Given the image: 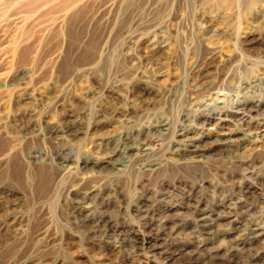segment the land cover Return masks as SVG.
<instances>
[{
	"label": "rangeland",
	"instance_id": "rangeland-1",
	"mask_svg": "<svg viewBox=\"0 0 264 264\" xmlns=\"http://www.w3.org/2000/svg\"><path fill=\"white\" fill-rule=\"evenodd\" d=\"M29 7L0 0V264H264V126L258 141L227 150L215 139L238 128L228 116L195 123L220 100L226 114L238 102L264 120V0H80L41 15ZM159 122L167 125L151 127L149 154L120 170L92 167L121 131ZM186 123L208 150L168 163L172 132ZM68 125L81 130L44 133ZM60 146L72 151L65 169ZM241 182L246 198L229 195ZM92 190L105 199L94 203ZM202 212L207 229L195 219ZM105 219L122 231L120 245L91 238Z\"/></svg>",
	"mask_w": 264,
	"mask_h": 264
},
{
	"label": "bare ground",
	"instance_id": "bare-ground-1",
	"mask_svg": "<svg viewBox=\"0 0 264 264\" xmlns=\"http://www.w3.org/2000/svg\"><path fill=\"white\" fill-rule=\"evenodd\" d=\"M10 1L15 2V3L18 2L19 4L26 3L27 5H30V7H31V8L29 7V9H31V10H29L30 13L35 14L38 12L41 15V14H44L46 11H48V9L50 7H53V9L55 11L69 10V9L73 8L75 6V4L77 2H79L80 0H10ZM115 86H118V85L111 84L110 86H106L104 90L107 92H113ZM207 105L208 104H206V106ZM230 107H231L230 108L231 110H229V112H232V113L226 114L228 107H225L224 101L220 100L218 103H214L213 106L204 108L205 111L202 112L203 116H202L201 120L198 121L199 119H197L195 121V123L198 124L200 122L199 124L204 125V124H207L210 121H212V119H215V120L216 119L217 120L218 119H224L226 116H228L229 120L233 121L234 124H236L238 128H236V130H234V134H232V135H230L229 133L228 134L222 133V134H219V135H222L221 138L215 139L216 143L223 145L224 148H226L227 150L232 149V148L233 149L235 148V150L243 148V145L245 144L243 141L251 142V137H253L254 135L255 136H254L253 140L258 141L259 138L257 136L259 135V133L261 131H263V129L261 130L262 126H260V124H262L264 126V120H262V122H261V120L256 118V115L254 116V113L258 110L257 109L258 107H255V106H249L248 107V106H245V104H238V102L237 103L233 102ZM98 111L99 110H97L96 112H98ZM183 119L185 120V118H183ZM183 119H182L181 123L184 122ZM96 120L98 121V118ZM192 122H193V119H191L190 122L188 121V123H192ZM188 123L184 124V126L183 125L180 126L179 128H177L176 130H174L172 132L171 139H172V142L174 144H176V146L173 149H170L169 151L174 153L175 157L167 158L168 163H180L182 161V159H185L187 161L194 163L197 161L198 157L203 155L205 150H208L207 147L206 148L204 147L205 148L204 150L200 149L198 146V143H197L198 137H195L193 135H189V134H191V131L193 129L192 126H194V124L188 125ZM165 125H167L166 122H159L158 124L140 126L138 128L129 127L124 132L121 131V133L117 135V138H116V141L114 142V144L113 145L111 144L112 146L107 145V147L105 148L104 155L102 154L101 156L97 157L98 159L99 158H101V159H99V160L95 159L93 161L92 167H98L101 165V163H106V164L119 163L118 164L119 167H117L116 170H120L129 164L132 157H134L136 155L143 156V155L149 154L151 152V148H152L151 144H152L153 140H155L154 138L157 137L156 133L153 131V128H151V127L157 126V128H155V130H157L158 132L161 133V129L159 128V126H165ZM80 128H81V125H75V126H69L68 125V126L62 127V128L49 127V128L45 129L44 133L47 134L48 136H51L54 138H61L62 136H65L67 134L75 133ZM88 128H89V125L86 126V129H88ZM236 133H239V135ZM252 133H254V134H252ZM25 134H26V132H25ZM262 135H264V134H262ZM232 136H235L236 138L232 137ZM57 145H58V143H57ZM71 155H72V151L70 149H67L65 146L58 147L57 150L54 152L56 164L62 169L67 168L70 160L71 159L73 160ZM114 155H117V157L114 159H111V158H113ZM30 157L32 158V160L38 161L42 158V153L40 151H35V152H33V154ZM119 157H121V159H119ZM145 161L146 160L144 159L143 164L145 163ZM255 161L256 160L254 158L247 159V160L245 159V160H242L240 164L248 166V165L254 163ZM87 162H88L87 160L83 161L84 166L86 165ZM151 166L153 168L159 167V166H156L155 164H152ZM143 167H144V165H143ZM244 174H248L250 176V174H252V172L247 171ZM244 174H243V176H244ZM201 186L202 185H200V184H198V185L192 184L190 186V190H191V192L195 191V192L201 194L200 190L202 188L199 189V187H201ZM249 189H250L249 185H247L245 182H241L239 185H232L231 186V192H229V195H231L233 197L234 196H238V197L240 196V197L246 198L247 191ZM259 189H260L259 194L261 195L260 196V199H261L262 197H264V196H262V195H264V186L260 185ZM88 195L89 196L92 195V197L94 196V198L92 200L94 203H96L98 198H100V196L102 195V193H100V191H93L92 190L91 192H88L87 197H88ZM104 199H105V197L103 198L101 196V198H100L101 201L99 200L100 203ZM237 201H238V199L230 202L231 206L234 207L235 209L237 206V204H236ZM259 202H260V204L264 205V198H262V200ZM197 203H199V200H196V204ZM78 208H79V211L77 214H79V212L81 213V211L85 208V206L80 205V206H78ZM250 209H251V207L249 204L247 206V208H244L242 210H240L238 208L239 211H236L234 214L238 215V213L247 212ZM101 213L102 214H100L101 215L100 219H101L102 215L104 214V211H102ZM137 214L140 217L142 215L145 216L148 214V209L145 210V214H142V215L139 213H137ZM208 217H209V215L207 213H204V212H202L198 216H195V219L197 220V223L199 224L198 226H200V228H202V229L206 228L207 229L210 226L211 223L207 221ZM257 223L258 222H254V219H253V221L250 220L247 224H248V227L252 228L251 230H253L254 227L257 226ZM107 224H108V226H111V224H109V219H105L102 224H98V226H100L99 228L96 227V228L92 229L91 231L89 230L90 231L89 234L92 235L91 238L92 239L96 238L100 241H107V242L113 243V245H116V244L120 245V242L125 240L124 237L120 236L122 231L116 229L115 224H114L112 229H109V228H107ZM141 251L148 254V255L154 256V254H153L154 252L150 253V251L147 250V248H142ZM134 253H136V251Z\"/></svg>",
	"mask_w": 264,
	"mask_h": 264
}]
</instances>
